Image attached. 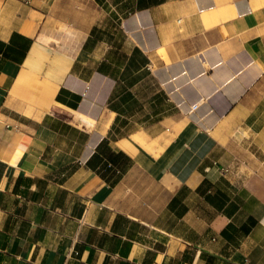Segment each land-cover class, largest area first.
<instances>
[{"label": "crops", "instance_id": "1", "mask_svg": "<svg viewBox=\"0 0 264 264\" xmlns=\"http://www.w3.org/2000/svg\"><path fill=\"white\" fill-rule=\"evenodd\" d=\"M0 264H264V0H0Z\"/></svg>", "mask_w": 264, "mask_h": 264}, {"label": "bare ground", "instance_id": "2", "mask_svg": "<svg viewBox=\"0 0 264 264\" xmlns=\"http://www.w3.org/2000/svg\"><path fill=\"white\" fill-rule=\"evenodd\" d=\"M185 16H182L181 18H184Z\"/></svg>", "mask_w": 264, "mask_h": 264}]
</instances>
